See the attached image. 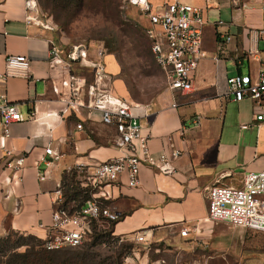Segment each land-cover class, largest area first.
Instances as JSON below:
<instances>
[{
    "label": "crops",
    "instance_id": "obj_1",
    "mask_svg": "<svg viewBox=\"0 0 264 264\" xmlns=\"http://www.w3.org/2000/svg\"><path fill=\"white\" fill-rule=\"evenodd\" d=\"M159 1L156 6L167 0ZM181 1L203 9L205 57L190 93L165 90L145 105L139 119L151 153L169 158L174 172L165 175L143 166L137 188L128 187L122 176L97 191L104 204L123 215L113 226V235L133 246L127 264H158L162 255L190 254L216 244L218 229L208 220L207 190L216 184L241 187L246 174L264 171V109L249 98L237 102L226 95L230 77L243 74L256 80L264 65V0ZM27 16L25 0H0V73L11 55L26 56L32 72V79L14 77L1 87L27 121L11 126L10 159L0 148V238L15 231L43 240L66 183L82 180L97 164L124 153L116 146L115 129L104 125L98 113H61L63 105L48 80L47 59L51 44H68L56 29L28 23ZM74 70L91 81L90 69ZM114 90L124 97L116 84ZM244 124L249 127L242 129ZM47 147L54 156L45 154ZM177 150L181 155L172 160ZM22 155L23 171L7 168L8 161ZM8 191L12 195L6 198ZM184 229L189 231L186 237L181 235ZM139 235H146L148 242H136Z\"/></svg>",
    "mask_w": 264,
    "mask_h": 264
},
{
    "label": "built area",
    "instance_id": "obj_2",
    "mask_svg": "<svg viewBox=\"0 0 264 264\" xmlns=\"http://www.w3.org/2000/svg\"><path fill=\"white\" fill-rule=\"evenodd\" d=\"M124 3L126 7L139 11L142 18L146 19L145 33L153 58L165 77L167 89L190 93L193 90L195 73L205 57L203 9L181 0L159 6L154 5L151 0H125ZM25 6L28 23L49 27L41 22L37 0H25ZM219 24L223 22L220 21ZM227 41H231V37ZM107 54L108 49L100 42L66 46L51 44L49 48L48 80L56 101L63 105L61 113H98L104 125L115 129L116 146L124 155L97 164L93 172L84 176L81 186L89 191L90 198L81 206L68 208L62 194L56 199L52 224L43 239V248L46 251L85 246L93 239L94 225L100 231V227L106 225L113 228L122 219L123 215L119 211L98 198L97 191L101 188L118 183L122 176L127 177L128 187L137 188L143 166L157 169L165 175L174 172L168 166L169 158L153 156L149 148V138L143 135V126L139 119L141 115H145V105L119 96L110 85ZM76 66L91 70L89 83L85 77L75 73ZM31 74V61L24 55L8 56L5 71L0 73V148L7 159L12 157V152L7 149L11 126L27 119L19 110L18 104L8 100L1 87H5L11 78L24 76L30 79ZM226 95H232L237 102L249 98L264 109V65L256 80L243 74L230 77ZM34 117L35 113H31V118ZM257 119L262 120L263 115ZM193 125L199 126L200 118L194 119ZM82 127L78 125V129ZM248 127L247 124L242 125V129ZM45 154L55 155L51 147L45 149ZM180 155V151H174L172 160ZM25 159L24 155L12 159L8 161L7 168L19 173L24 169ZM45 178V175L41 176V180ZM11 183L9 181L7 185ZM207 192L209 221L264 233V171L246 174L241 187L216 184ZM5 194L6 198L12 195L9 191ZM20 208L21 203L17 201V213ZM188 233L187 229L181 231L183 237ZM136 242L147 243L146 235L137 236Z\"/></svg>",
    "mask_w": 264,
    "mask_h": 264
},
{
    "label": "rangeland",
    "instance_id": "obj_3",
    "mask_svg": "<svg viewBox=\"0 0 264 264\" xmlns=\"http://www.w3.org/2000/svg\"><path fill=\"white\" fill-rule=\"evenodd\" d=\"M125 0H37L41 22L56 29L68 45L103 43L108 49L107 69L110 85L127 100L147 105L167 90L162 71L157 66L145 33L146 23L139 11L126 7ZM154 5L159 0H151ZM173 0L164 1L162 4ZM68 183L64 188V204L68 208L81 203L68 198L75 186L82 191L81 182ZM71 192V191H70ZM67 197V198H66ZM210 227L213 224H210ZM217 243L205 250L184 255H162L158 264H264V233L226 223H217ZM106 227V228H105ZM100 227L99 239L80 248L46 251L29 234L10 231L0 238V264H13L35 246L38 252L55 259H75L92 256L96 263L127 264L133 246ZM107 230V231H106ZM22 246H18L19 243ZM18 243V244H17ZM152 253H155L153 251ZM91 258V260H92ZM151 259L156 257L151 255ZM158 262V261H156ZM153 261V264H156ZM152 264V263H151Z\"/></svg>",
    "mask_w": 264,
    "mask_h": 264
},
{
    "label": "trees",
    "instance_id": "obj_4",
    "mask_svg": "<svg viewBox=\"0 0 264 264\" xmlns=\"http://www.w3.org/2000/svg\"><path fill=\"white\" fill-rule=\"evenodd\" d=\"M70 191L67 193L68 198L71 197V200L80 202L81 204L79 206H81L87 199L90 198V193L86 189H82V191H78V189L75 186H73V189ZM108 232H111L113 234V229ZM98 233H99L98 228L94 225L93 226V239L89 243L94 242L95 239H99L100 234ZM30 236H33V235H30ZM33 238L37 239L41 247L43 248L44 241L42 239H39L36 236H33ZM22 245L23 243H19L18 246H22ZM92 256L85 255L81 258H75V259H62V260L55 259L49 253L36 251L35 246H34L30 249V251H28L27 254L21 257L20 261H17L13 264H103L102 262L96 263L95 261H93Z\"/></svg>",
    "mask_w": 264,
    "mask_h": 264
}]
</instances>
